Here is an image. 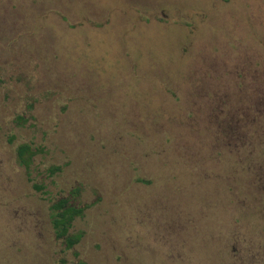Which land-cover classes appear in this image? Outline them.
Instances as JSON below:
<instances>
[{
	"label": "rangeland",
	"instance_id": "374dc122",
	"mask_svg": "<svg viewBox=\"0 0 264 264\" xmlns=\"http://www.w3.org/2000/svg\"><path fill=\"white\" fill-rule=\"evenodd\" d=\"M0 264H264V0H0Z\"/></svg>",
	"mask_w": 264,
	"mask_h": 264
},
{
	"label": "trees",
	"instance_id": "16d2710c",
	"mask_svg": "<svg viewBox=\"0 0 264 264\" xmlns=\"http://www.w3.org/2000/svg\"><path fill=\"white\" fill-rule=\"evenodd\" d=\"M30 146L22 145L18 148V159L20 164L29 166L32 155L27 156ZM36 189H40L35 185ZM84 214V209L76 207L67 199L53 202L50 206V222L52 230L58 240H63L68 247H74L79 243V238L70 236L75 220Z\"/></svg>",
	"mask_w": 264,
	"mask_h": 264
}]
</instances>
